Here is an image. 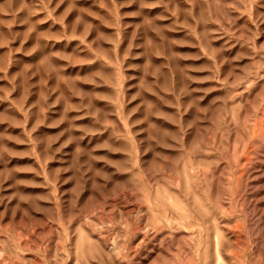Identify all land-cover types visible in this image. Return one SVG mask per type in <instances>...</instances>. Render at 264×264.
I'll return each mask as SVG.
<instances>
[{"label":"rangeland","instance_id":"rangeland-1","mask_svg":"<svg viewBox=\"0 0 264 264\" xmlns=\"http://www.w3.org/2000/svg\"><path fill=\"white\" fill-rule=\"evenodd\" d=\"M0 264H264V0H0Z\"/></svg>","mask_w":264,"mask_h":264}]
</instances>
